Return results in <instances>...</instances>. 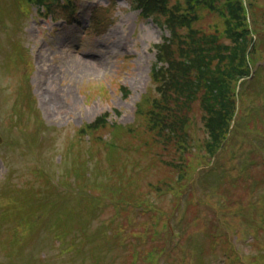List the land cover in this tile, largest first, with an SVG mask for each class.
<instances>
[{
    "label": "rangeland",
    "instance_id": "374dc122",
    "mask_svg": "<svg viewBox=\"0 0 264 264\" xmlns=\"http://www.w3.org/2000/svg\"><path fill=\"white\" fill-rule=\"evenodd\" d=\"M21 1L27 7L29 17L20 24L17 16L20 17L21 12L16 15L9 11L5 17V26L0 27V135L4 138L3 149L0 148V153L4 155L3 159L9 161L12 158H19L28 161L31 156L30 162L35 161V166L43 164L45 167L52 162V159L50 161L45 157V147L40 144L43 124L37 121L36 112L30 107L31 95L28 87L32 73L30 86L37 102L36 108L40 111L47 126L58 129L51 132L54 136L52 147L57 146L60 149L64 146L66 138L73 136L81 125L86 126L95 122H97V127H101L102 124L105 128L111 127V124L119 125L114 127L113 134L123 132L128 135L134 129L136 136L145 141H149L146 138L151 139L154 133V137L149 142L151 147L155 146L160 137L155 132L157 129L153 112L155 102L152 100L156 96V88L153 73L155 72L161 78V71H152L155 58H157L154 47L161 45V39L167 37L169 33L163 26L158 27L152 18H139L138 7L144 4L143 1L136 0V3L130 6L132 0H73L78 7L76 12L78 19L68 9L59 10L60 18L72 17L75 21L68 25L64 23L67 22L66 20L53 21L42 16L47 14L46 11L34 8L33 0ZM65 1L61 0L62 3ZM246 1L250 4V18L253 25L251 30L258 33L257 35L254 32L257 41L261 42V44L255 42L258 47L250 55L249 63L251 66L257 65L260 67L258 71L263 72L256 79H249L251 82L246 87L249 89L242 93V97H237L239 108L235 116L237 129L223 143L225 147L221 155V160L227 162L226 167L232 171L238 164H244L245 169L249 167L245 161L254 159V153L250 151L253 148L252 134L264 133V0ZM178 3L183 6L179 9L184 10L186 5L183 0H167L166 2L168 7ZM207 3L212 4L210 1ZM214 6L221 7V4L214 3ZM197 16L198 20L193 23L194 30L204 35L222 37L223 18L217 12L199 9ZM214 26L216 28L211 30ZM51 31L54 33L52 36L49 35ZM17 44L26 48L21 58L23 61L21 65H18L17 59L9 61V59L17 58V55L21 57ZM35 46H37L36 49H34ZM250 50L251 48L249 53ZM25 62H27L26 67ZM18 89L21 99L14 104L16 101L14 92ZM251 90L254 94L249 97ZM247 100L252 102L253 110H248L243 114ZM22 103H28L30 107L26 112L20 111ZM194 106L196 112L199 113L198 103ZM8 111L12 112L11 115L18 127V132L15 129H8L9 117L12 120ZM27 113L31 114L26 115ZM26 122L30 123V130L23 127ZM194 124L196 127L201 125L198 119ZM32 133H34L33 140ZM17 134L19 138L15 139ZM201 134L202 132L197 136H203ZM82 142L83 140L78 135L70 137L59 153L52 154L56 164L65 166L66 176L60 182L56 180L53 187L55 191L53 200L41 210L43 211L41 215L44 214L45 221L50 226L48 233L52 237H57L59 241H64L63 233L70 223L66 231L69 233L79 231L81 244L86 245L92 252H97L110 245L114 250L104 252V255L109 258L114 259V256L119 254L122 255L121 260H123L126 253L136 256L139 250L141 253L138 257H147V260L156 258V253L160 248L161 252L164 250L161 244V241L165 240L164 234L161 232V241L145 244L148 239L146 233L137 231L141 228L153 235L161 231L157 218L161 216V210L165 214L169 208L172 209L171 198L176 195V192L160 198H154L149 194V203L158 209V212L151 216L152 218L154 216L155 223H157L155 226L152 218L145 219V216L141 214V209L132 210L129 206H125L124 202L116 203L126 199L122 190L110 187V183L114 182L116 176L110 172L106 152L97 155L94 149L85 145L86 154L97 158V160L88 158L89 177L86 179V185L93 183L97 187L90 190L86 189L83 183L79 184L77 178L78 176L81 178ZM197 143L203 145V140L193 141L194 149L185 154L188 162L187 174L206 162L212 163L211 155L206 156V153L196 146ZM155 149L159 151V148L155 147ZM126 157L139 162L144 171L140 173L142 176L138 173L133 177L130 175L129 180L134 179L145 189L146 185H156L161 181L165 183V168L160 162L152 163V158L147 154L118 152L116 158H111V161L116 159L114 167L121 169L124 162L120 166L118 164ZM3 159L0 157V187L5 183L7 185L17 181V179H12L13 173L9 172L8 176H5L9 169H5ZM12 161L11 166L15 169L21 166L20 161ZM232 164L234 166H231ZM27 166L28 163L23 168ZM243 167L241 165V168ZM260 167L257 166L254 169H260ZM253 170L247 173L250 180L243 179L237 186H245L253 182ZM116 175L123 177L120 172H116ZM82 177H84V171ZM227 177L235 178L236 176L235 173H231ZM207 178L211 180L215 176H207ZM211 182L215 184L214 180ZM225 182L230 185L232 181L227 179ZM203 185L202 179L196 181L194 193L196 190L198 200L205 196ZM235 195L238 200L248 203L246 191L239 189ZM260 196L264 197V194ZM98 197L102 199L103 207L94 210L99 204ZM184 200L190 202L187 198ZM87 201L92 206H86ZM211 205L216 204L211 203ZM189 206L192 209L191 203ZM84 207L83 218L73 220L77 218L79 210H83ZM121 207L125 209L123 214L119 211ZM257 210H251L255 219L258 213L264 214V210L258 213ZM192 213L195 215L194 209ZM233 213L239 218L236 223L237 227L243 226L241 218L252 217H241L239 210H234ZM91 216L113 218L119 224L128 218L130 229L136 231L132 230L130 234L126 228L110 224L108 221L101 222L95 228L98 224L96 220L91 223L90 229H85L84 225L87 223L85 220ZM180 220L181 225L185 226V231H189L185 244L187 247H182L176 256L173 252L177 249L168 248L166 253L175 256L170 264H264V235L259 234L253 225H248L246 229L248 232L246 239L250 242L251 249L241 254L232 247L236 235L231 238L227 237L221 223L211 224L204 217L203 225L198 223L196 226L191 218L182 217V211ZM141 223L144 225L143 228L140 227ZM262 225L264 226V222ZM240 233H243V230ZM38 240L37 235L27 237L24 235L15 247L16 254L11 256L10 260H14L16 264L30 262L32 249ZM119 247L123 248V253L118 249ZM56 252L58 251L55 250L54 253ZM99 256L100 254L97 255ZM80 257L81 264H90L92 261L87 249H84V253L78 254V259ZM78 259L75 261L77 260V264H80ZM121 260L115 264H122ZM135 260L136 258L132 262L134 263ZM157 261L161 262V257H158ZM169 261L170 259L166 264H169Z\"/></svg>",
    "mask_w": 264,
    "mask_h": 264
},
{
    "label": "trees",
    "instance_id": "16d2710c",
    "mask_svg": "<svg viewBox=\"0 0 264 264\" xmlns=\"http://www.w3.org/2000/svg\"><path fill=\"white\" fill-rule=\"evenodd\" d=\"M245 34L246 32H244L243 36H245ZM234 36L235 37L233 36L231 37L232 45H231V49L228 50L227 57H226L227 59L230 60L228 71L230 75L235 78H237L238 76L244 77L246 76L247 71H243V73L242 71H239L240 70L239 64L237 66H232V60H234L237 57L236 50H238V45L241 44V41L237 38V35H234ZM213 98H215L219 102V105L215 106V109L213 111L214 118L217 120L218 118L221 117L222 111H223V114L225 115L224 104H227V102L225 101L226 99L224 96L216 97V95L214 94Z\"/></svg>",
    "mask_w": 264,
    "mask_h": 264
}]
</instances>
